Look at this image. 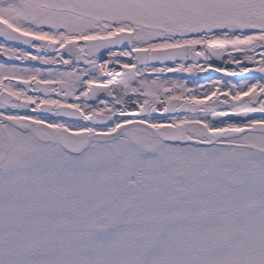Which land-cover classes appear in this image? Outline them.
Segmentation results:
<instances>
[{
    "label": "snow or ice",
    "instance_id": "1",
    "mask_svg": "<svg viewBox=\"0 0 264 264\" xmlns=\"http://www.w3.org/2000/svg\"><path fill=\"white\" fill-rule=\"evenodd\" d=\"M0 264H264V0H0Z\"/></svg>",
    "mask_w": 264,
    "mask_h": 264
}]
</instances>
